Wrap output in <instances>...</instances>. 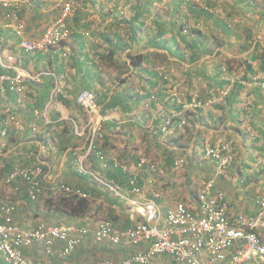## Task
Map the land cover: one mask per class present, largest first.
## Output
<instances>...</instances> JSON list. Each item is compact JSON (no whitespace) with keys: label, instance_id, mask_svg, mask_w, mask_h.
<instances>
[{"label":"crops","instance_id":"1","mask_svg":"<svg viewBox=\"0 0 264 264\" xmlns=\"http://www.w3.org/2000/svg\"><path fill=\"white\" fill-rule=\"evenodd\" d=\"M20 1L24 2L26 37H39L61 12L60 5L54 0ZM195 1L204 3L203 0ZM136 3V0H81L82 8L68 21L71 32L65 43L68 55L24 52V66L21 67L27 72V77L21 104L13 94H0V110L11 104L24 125L22 131L11 132L8 136L0 134V205L8 203L12 206L13 219L21 228L36 226L39 218L45 216L46 207L44 203L39 207L32 204L23 182L10 184L6 178L14 165L28 166L37 162L44 168L45 192L53 190L59 182L73 184L84 191L91 187L99 189L100 192L96 191L92 198L89 217H65L71 224L94 227L103 219L92 223L100 211L101 215L111 217L120 228L134 223L129 204L103 184L105 171L99 163L88 160L86 171L79 169L87 144L88 117L77 103L76 96L83 89L94 90L101 95L113 93L117 86L127 93L137 91L147 96L133 98L125 112L114 109L104 113L103 104H98L106 131L101 148L107 156L121 161L136 162L140 157H147L164 167L166 173L162 176L148 171H142L141 175L146 189L152 186L161 193L158 201L164 211L178 200L191 208H198L199 180L214 173L213 162L203 155L204 141L218 144L234 140L236 159L227 175L218 179L216 188L225 193L230 217L256 214L257 201L264 196V163L259 162L264 157V90L254 84L245 85L238 91L234 104L229 100L232 91H236L235 85H243L244 77L258 75L264 78V0H212L210 11L214 14L224 18L225 4L233 13L229 22L232 35L223 37L216 24L208 23L213 35L204 33L201 41L206 40L212 52L194 63L179 59L167 49V45H171L169 34L163 37V48H158L156 43L151 44L150 40L156 35L154 15L159 14V18L162 16L169 21L172 12L170 0L154 1L151 15L136 12L133 9L134 6L139 7ZM134 16L135 19H131ZM131 21L137 27L143 23V30L133 39L129 29ZM2 22L7 26L5 18ZM193 24L189 22L190 26ZM199 25L209 28L207 23ZM248 29L254 31L250 38L246 37ZM118 36L129 41L132 47L118 54L120 66L127 62L126 69L122 70L99 59L112 44L108 37L115 42ZM78 41L82 42L83 48L79 47ZM242 46L248 49L244 50ZM129 52L145 55L142 67H134L130 63ZM156 52H164L165 55L156 56ZM122 78L126 82L121 86ZM56 87L60 91L53 95ZM211 95L219 106L187 113L185 130L161 131L165 117L177 108L179 99L185 101ZM1 122L0 116V127ZM76 126L82 134L76 132ZM33 127H36L35 131ZM180 157L185 158L186 164L182 169L174 170V161ZM245 161L247 169L244 168ZM88 175H93L96 180ZM149 177L154 179L151 186L147 183ZM192 180L194 192L190 187ZM0 220H3L1 214ZM94 242L92 235L87 236L69 258L60 254L63 243L58 244L57 253L52 257L36 247L28 248L27 254L33 259L48 260L50 264H80L88 262L85 260L94 253L101 258L115 254L116 260L120 261L129 254L118 250L121 247L117 245L110 253L104 249L94 250ZM166 257H160L158 262L166 260ZM0 264H6L1 257Z\"/></svg>","mask_w":264,"mask_h":264},{"label":"built area","instance_id":"2","mask_svg":"<svg viewBox=\"0 0 264 264\" xmlns=\"http://www.w3.org/2000/svg\"><path fill=\"white\" fill-rule=\"evenodd\" d=\"M61 7V12L39 37H26V22L20 17V0H0L2 20L13 28L21 38L19 47L26 53L50 52L62 49V43L70 39L68 20L77 12L80 0H54ZM0 54V63L13 69V73L0 74V92L9 90L16 95L18 103L25 95V79L27 72L18 62L12 51ZM61 56H67L63 50ZM163 78H167L163 74ZM245 85H257L264 90V78L253 75L250 80H242ZM59 87L53 95L59 93ZM77 103L84 109L88 121V138L83 157L80 160V171L85 172L84 160L93 152L100 159L101 167L121 168L126 174L127 185L124 187L116 181H103L111 191L130 206V217L133 224L120 228L109 218L100 220L97 225L78 226L74 224H49L40 221L32 229H23L13 219V209L8 203L0 205V257L6 264H50L45 259H33L25 253V249L39 246L49 257L57 253V246L63 243L60 252L63 258H69L84 239L92 235L97 242L111 245L127 244L131 251L120 261L113 258H101L80 264H158L162 256H169L173 261L184 264H264V196L257 201V212L253 216L238 214L232 218L228 214V203L225 193L216 188L219 178L227 175L229 168L236 159L235 142L227 140L218 144L204 141L203 155L214 164V173L208 178H201L197 189V209L191 208L186 202L178 200L164 212L158 199L161 193L151 185L153 177L147 178L149 189L140 183L142 171L157 173L162 176L166 169L147 157L129 164L121 162L114 156H106L97 148L96 140L102 137V115L97 103L96 94L83 89L76 96ZM179 109L173 110L163 121L161 131L182 129L187 124V113L213 105L214 99L205 100L191 98L178 100ZM21 104V103H20ZM19 104V105H20ZM2 117L0 134L8 136L11 132L24 129L16 108L6 104L0 110ZM36 127H33V131ZM78 134L77 126L75 128ZM255 138V137H254ZM32 154V153H31ZM264 163V157L259 159ZM186 164L184 157L174 161V170L182 169ZM44 168L41 163L14 165L6 178L7 183L21 181L27 195L36 201L45 192L43 177ZM53 191L64 197H88L82 188L66 182L56 183ZM141 218V219H140ZM143 219V220H142ZM62 264H69L64 262Z\"/></svg>","mask_w":264,"mask_h":264},{"label":"trees","instance_id":"3","mask_svg":"<svg viewBox=\"0 0 264 264\" xmlns=\"http://www.w3.org/2000/svg\"><path fill=\"white\" fill-rule=\"evenodd\" d=\"M136 1H137L136 4L137 5L139 4V7L141 6L139 9V7H135L133 5L134 6L133 9L136 12H138V13L140 12V14L142 13V15H144V14L145 15H151L150 8L153 6V2L154 1L158 2V1H162V0H136ZM203 2H204L203 4H199L195 0L194 1L193 0H170V7L172 8V10H171L172 12L170 13L171 15H170L169 21L164 19L161 16V13H160V16H161L160 18H159V14H157L156 17L154 15V22L156 24L155 25L156 35L150 40L151 44L155 45V43H156L157 44L156 46L158 48H163L165 46V40L163 37L165 35L169 34L171 36V45H167V49H169L173 54L177 55L179 57V59H181L183 61H186V62L188 61L190 63H194V62H197L198 60H200L203 55L211 54L212 50L209 48L208 44H206V40L201 41V38L204 37L203 36L204 33H207L210 36L213 35L208 23L209 24H211V23L216 24L218 30H220L219 32L223 34L222 36L223 37L226 36V38H227L228 36L232 35L229 22H231L230 17L233 16V13H230L231 11H228L227 5L224 3L226 13L224 12V18L220 17V15L214 14L213 11H210L213 8L212 7V5H213L212 0H203ZM19 3H20L19 4L20 5L19 15H20V17L24 18V4L22 5V3H24V2H19ZM79 3H80V6H79L77 12L74 14V16L82 8L81 0L79 1ZM254 5H257V4H254ZM0 12L5 14V12H7V10L0 7ZM167 15H169V13H167ZM131 19H135V16L132 17ZM190 21L194 22V24L192 26L189 25ZM201 22H203L204 24L207 23L209 28H204V25H203V27L200 26L199 24ZM133 24H134V21H131V24L129 25V29L131 31V39L138 36L139 32L143 30V23L141 25H139L138 27L134 26ZM26 26H27V24H26ZM68 27H69V25H68ZM246 32L248 34V35H246L247 38L252 37V33H254V31L252 29H248V30H246ZM70 36H71V34H70ZM12 39H14V42H12V45L10 46L9 43H10V41H12ZM20 40H21V38L16 34V32L13 30V28H11V27L9 28V27L5 26L4 22H2V24L0 26V54L3 55L4 50L9 47L11 51L18 52L22 56H24V50L19 47ZM108 41L112 44L110 45V48L107 50V52L102 53V55L99 59L101 61L104 60L107 65L115 66L116 68H118L120 70L126 69L125 67H127V62L125 63V65H122V66L119 65L118 54L123 52L127 48H130V49L132 48L131 45H129V43H128L129 41H125L124 38L120 37V36H118V38L115 40V42H112V40L108 37ZM66 42L67 41H64L62 43V49L61 50L55 51L54 53L61 55L63 50H65L67 52V55H68V50L65 48ZM78 42H79L78 44H81V45H79V47L83 48L84 46H83L82 42L81 41H78ZM181 45H182V47H181ZM242 48H244V50L248 49L247 46H242ZM36 53H40V52H36ZM20 54H19V56H21ZM161 55L164 56L165 55L164 52L163 53L156 52V56H161ZM127 56L130 58V63L134 67H142L143 62L146 61L144 54L134 55L131 52H129V53H127ZM22 65H24V63ZM227 67L230 70L229 64L227 65ZM229 70H228V73H229ZM13 72H14L13 69H8L0 63V74L13 73ZM120 74H121V72H120ZM120 74H118L117 77H119ZM220 75H221V73L216 77V79H218V77ZM251 77L252 76L244 77L245 78L244 80H250ZM125 82H126L125 79L122 78L120 81L121 86L123 84H125ZM227 83L228 82H225L224 84H227ZM245 87H246L245 84L242 85V84L237 83L235 85L236 91L235 90L232 91V96L230 97L229 103L234 104L237 100L236 96H237L238 91H240L241 89H243ZM258 87L260 89H262L260 86H258ZM0 94L1 95H8V94H13V93H11L9 90H7L6 93L0 92ZM95 94H96V98H97V103L103 104L102 112H104V113L111 111V110H114V109H120L122 112L128 111L129 110L128 108H130V105H131L130 101L133 98L141 99L142 97L147 96V95H143L142 93L137 92V91L132 93V94H134V95H132L130 92L127 93V92H125V89H121L118 86L115 88V91L113 93L105 92L104 94L101 95V94H98L96 92ZM207 98H201V99L205 100ZM209 98L213 99V96L211 95V96H209ZM213 105L219 106V103H217V102L215 103V101H214ZM179 107L180 106H179V102H178L176 109H179ZM186 127L187 126H184L182 129L185 130V129H187ZM174 130L180 131L181 129L175 128ZM102 135H103L102 137H99L96 140L97 148L100 150H102L101 141H103V143H104V141L106 139V131H105L103 120H102ZM103 152L107 156L105 151H103ZM88 160L92 161V162H97L101 166L100 159L93 152H91L88 155V157L84 160V166ZM121 162L126 163V164L131 163V162H125V161H121ZM104 171H105V173L102 175V178H104L105 181L109 182V181L113 180V181L121 183L124 187L127 185L126 174L123 172V170L121 168H114L112 166H109L108 168L104 169ZM90 177L92 178L93 175H90ZM94 180H96V179L94 178ZM140 183H142V181H140ZM71 185H73V184H71ZM96 191L100 192L99 189H97L96 187H94V188L91 187L89 189H86V192L89 195L88 197H64V196L59 195V194H57V196H55L56 199H51V197L50 198L48 197L44 202V205L46 207V209H45L46 214L43 217V219L47 220L46 223H49V224H61V223L71 224L70 222H68L65 219V217L69 218V219L70 218H72V219L73 218H77V219L88 218L89 214H90V210L92 208V203H93L92 198L97 193ZM45 193L52 195L55 192L53 190H50L49 192L42 193L36 201H33L35 206L39 207V205H41L40 200L45 195ZM105 195L108 196L106 193H105ZM106 218L112 219L111 217H106ZM53 220L55 221V223H51ZM101 243H104V242H97L95 240V242L92 245L93 249L94 250L98 249V247L101 246ZM110 246H112V247H110ZM113 246H116V245H111V244L107 243V245H103L102 249H104V250H106V252L110 253L111 251H114L116 249ZM119 246L120 245H118V247ZM27 250H28V248L25 249L26 254L28 253ZM166 258H167L166 260L171 261L172 264H178L177 262L173 261L169 256H167Z\"/></svg>","mask_w":264,"mask_h":264},{"label":"rangeland","instance_id":"4","mask_svg":"<svg viewBox=\"0 0 264 264\" xmlns=\"http://www.w3.org/2000/svg\"><path fill=\"white\" fill-rule=\"evenodd\" d=\"M22 1H24V0H22ZM11 42H14V39H12V41H10V43ZM9 43V44H10ZM11 50H10V48L8 47V48H6L5 50H4V52H3V54L5 55V53L6 52H9V53H11L10 52ZM13 54L18 58V62H19V64H20V66L24 63V56H22L20 53H18V52H13ZM19 54L21 55V56H19ZM19 58H20V60H19ZM24 66V65H23ZM256 162V161H255ZM245 163V165H244V168H246V164H247V161H245L244 162ZM247 169V168H246ZM181 171V170H180ZM179 172V171H178ZM177 173V172H176ZM89 177H90V175H88ZM197 180V179H196ZM192 185H193V180H192V182H191V191L192 192H194V188L192 187ZM255 188V187H254ZM46 192H49L48 190H46ZM257 195V193H255V196ZM55 196H57V194L56 193H53L52 195L51 194H48V193H45V195L41 198V200H40V202H41V204H43L44 202H45V200L49 197H51V199H56V197ZM32 204H34V203H32ZM33 207H34V205H32ZM164 211V210H163ZM165 212V211H164ZM104 214V213H103ZM106 217H109V216H107V215H101V211H100V213H98V215L96 216V218L95 219H93V222L92 223H94L95 222V220L96 221H98V220H100V219H104V218H106ZM40 220H38V221H45V222H47V220H45V219H43V217L41 218H39ZM51 223H55V221L53 220ZM103 245H107V243H101V246H99L98 247V249H95V250H101L102 248H103ZM121 246V248L120 249H118V250H122L121 252H126V253H130V251H131V248L127 245V244H122V245H120ZM34 247H36V248H38V249H42L41 247H39V246H34ZM110 247H112V246H110ZM100 255H95V253L93 254V255H90L85 261H92V260H96V259H99V258H101V257H99ZM106 257H108V258H113L114 260H116V258H115V254H112L111 256H106ZM117 261V260H116ZM159 262H160V264H172L171 263V261H166V260H163V259H160L159 260ZM178 264H184V263H178Z\"/></svg>","mask_w":264,"mask_h":264}]
</instances>
